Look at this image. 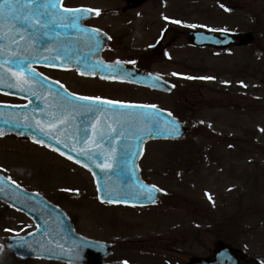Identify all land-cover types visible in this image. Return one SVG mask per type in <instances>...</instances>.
<instances>
[{
  "label": "rangeland",
  "instance_id": "1",
  "mask_svg": "<svg viewBox=\"0 0 264 264\" xmlns=\"http://www.w3.org/2000/svg\"><path fill=\"white\" fill-rule=\"evenodd\" d=\"M168 6L183 10L179 16L183 32L209 28L251 31L254 39L246 46L215 49L196 47L186 34L177 36L176 32V41L166 42L165 55L171 61H183L184 71L165 70L168 63L158 64L179 84L173 94L162 95L158 102L195 129L181 143L148 144L141 162L144 178L167 194L151 213L134 207L136 218L150 222L147 231L165 233L170 239L195 231L201 241L195 254H205L219 241H231L237 248L246 246L249 258L264 263V35L260 28L264 0H168ZM18 145L26 150L25 155L66 176V181L47 179L46 183L56 184L57 190L59 184L78 185L75 177L92 184L86 169L78 164L30 141L22 140ZM167 164H173L172 170L168 171ZM37 173L46 179V171ZM26 180L37 179L32 176ZM65 205L73 212L78 207L71 202ZM84 206L91 209L90 216L130 214L121 209H102L100 203L92 201ZM250 215H256L252 222L246 220ZM186 248L192 250V246ZM0 264L59 263L22 260L0 245Z\"/></svg>",
  "mask_w": 264,
  "mask_h": 264
},
{
  "label": "flooded vegetation",
  "instance_id": "2",
  "mask_svg": "<svg viewBox=\"0 0 264 264\" xmlns=\"http://www.w3.org/2000/svg\"><path fill=\"white\" fill-rule=\"evenodd\" d=\"M37 2L40 3L42 0ZM52 3L56 4L58 10H62L56 0H52ZM62 3L72 8L83 6L85 9L99 10V15L95 11L91 12L82 19L81 27L63 28L57 25L54 30L49 29L47 37L41 36L37 39L35 49L30 47L28 42L19 41L30 56L26 66L22 64L20 67L25 76H34L35 79H29L28 84L24 86L28 90L9 87V83L17 82V77L12 76L7 69H16V65L5 64L3 69H0L6 73L4 82L0 83V104L26 110L33 103L31 108L39 110L40 103L45 104L46 108L48 99L63 98L66 89L80 96H100L104 100L153 104L161 107L158 99L162 95L173 94L179 87L175 81L177 78L167 77L166 71H162L158 64L168 63L165 70L184 71L183 61H171L172 59L165 55L168 47L166 42L168 40L171 43L175 42L176 32L177 36L187 33L179 28V24L182 23L179 16L184 14L182 9L169 7L168 0H62ZM80 15L83 16L82 13ZM177 20L181 23H175ZM17 27L23 28L24 25L17 24ZM97 29L100 30L98 33L93 31ZM97 35L100 37L99 47L96 45ZM188 39L192 43L191 38ZM73 47L77 48L75 52L79 53L81 60L75 68L66 65L72 59ZM45 48L48 51H44ZM56 48H62L59 59L55 58L56 52L53 51ZM65 52L70 59L65 58ZM47 53L50 54L48 60H52V64H47V60L44 59ZM57 61H60V64H56ZM108 65L116 67L109 68ZM80 66L81 70L89 74L82 75ZM137 72L154 73L172 82L175 89L171 93H166L134 83L131 79ZM22 140L30 141L26 137L0 136V172L24 188L39 193L32 197V203L37 207L34 212L42 216L50 211V205L45 199L67 211L76 235L81 238L76 240L75 244L80 245L86 252L85 262L82 264H194L203 259H213L216 250L222 246L223 243H215L205 254H195L194 249L201 245L195 231L192 234L187 232L188 235L182 234V237L177 239H170L165 233L149 232L146 230L148 222L136 218L135 206L99 201L94 185L80 177H75L78 185L71 187L59 184L61 186L58 191L56 184L46 183L47 179L66 181L68 180L66 176L62 172L54 171L55 169L49 170L46 164L35 157L25 155L26 150L18 145ZM30 142L34 146L59 155L41 144ZM40 171H46V179L38 175L37 172ZM32 176L37 180L33 182L26 180ZM91 193L94 197L89 200ZM88 201L100 203L105 210L115 208L130 214L112 217L90 216L88 214L91 209L84 206ZM66 202H71L80 209L74 207L76 214L73 215L70 212L72 210L66 207ZM34 227V222L27 213L0 201V238L27 234ZM97 241L101 243H95ZM186 246H192V250ZM233 247L234 255L245 258L244 260L240 258L242 264L254 261L249 259L246 246Z\"/></svg>",
  "mask_w": 264,
  "mask_h": 264
},
{
  "label": "snow or ice",
  "instance_id": "3",
  "mask_svg": "<svg viewBox=\"0 0 264 264\" xmlns=\"http://www.w3.org/2000/svg\"><path fill=\"white\" fill-rule=\"evenodd\" d=\"M57 3L60 6L58 10L56 4L52 3V0H42V2L38 3L37 0H0V57H6L7 59H0V69H3L5 64H15L16 69L8 68L7 72H11L12 76L17 77V82L9 83V87H21L24 90H28L24 86L28 84L29 79L34 80L35 77L25 76L23 69H21V65L24 64L26 66V62L30 59V56L27 54V50L24 48L19 41L28 42L29 46L33 49L36 48V41L39 37H47L49 35V29L55 28V26L59 25L63 28L69 27H81L82 19L86 18L87 15H90L91 12L95 11L97 15H99V10H91L85 9L83 6L72 8L66 5H63L62 0H57ZM83 14L80 15V14ZM168 19V17H165ZM175 23L179 24L181 21H175ZM17 24H23L24 27H17ZM192 27H196L192 25ZM31 29L32 31H29ZM94 32H99L100 30H93ZM53 35L55 33L53 31ZM97 47L100 46V37L97 35L95 37ZM44 51H48L47 48L43 49ZM56 52V59L60 58L61 49L56 48L53 49ZM65 58L70 59L67 56V53H64ZM45 60H48V57H44ZM119 61H117V64ZM134 63V62H133ZM109 68H114L116 65H108ZM84 75L85 73H81ZM36 75H43L42 73H36ZM6 73L4 71H0V83L4 82ZM77 94L73 93L72 97H75ZM102 97H88V96H80L79 100L88 101L94 100L97 102L102 101ZM107 104H124L125 102L121 101H106ZM129 107L133 105H128ZM58 110L61 113H65L71 108L72 111L81 110L84 113H94L101 112L102 114L107 115L112 110L103 108L101 105H93V104H80L78 102H74L71 97L63 98V103L59 104ZM151 107L155 109L156 105L144 106ZM115 117V123L119 125L121 129L124 128L125 124H131L132 122L146 121L144 128L140 129L141 132H144L145 129L150 134L151 128L155 127L162 131H167L170 134H175L179 132L178 122L175 120L164 121L163 123L159 119L158 112H141V113H131L127 111H122L118 113H113ZM169 115H171L169 113ZM37 127H39L37 125ZM264 130V129H262ZM3 133H0L2 135ZM95 134L98 136L99 142H105L115 139H121L125 136V131H118L116 128L108 127L107 130L104 128H100L96 130ZM45 135H51L50 133H45ZM53 139L56 137L53 136ZM38 143H43V141H37ZM64 147H68L67 144ZM129 147H131L129 145ZM59 151V149H57ZM63 154V153H62ZM80 155L91 156L92 153L81 150ZM70 159L72 157H69ZM80 161H77L79 163ZM87 166V165H85ZM101 168H111V164H102ZM12 183H16L12 181ZM156 186L148 187V192H151L153 188ZM105 191L109 197L108 202H113L111 197L114 192L119 196L122 193L116 191L112 187H110L107 183L104 186ZM149 199H152L154 202V198L149 196ZM211 199V196H209Z\"/></svg>",
  "mask_w": 264,
  "mask_h": 264
},
{
  "label": "water",
  "instance_id": "4",
  "mask_svg": "<svg viewBox=\"0 0 264 264\" xmlns=\"http://www.w3.org/2000/svg\"><path fill=\"white\" fill-rule=\"evenodd\" d=\"M192 35L194 37L195 42L198 44H215L217 46H225L230 43H242L246 41V38L243 36H236V35H232L229 33L218 32V31H197V32H193ZM156 86H158V88H164V85L162 83H160V85L157 84ZM166 87L168 88V90L170 89V86L168 84H166ZM87 103L93 104V105H101L103 108L110 109L109 108L110 106H107L101 103L97 104L96 102H92V101H89ZM84 104H86V102ZM144 110L145 111H142V112H158L159 119L162 123L168 120H175L176 122H178V127H179V132L175 134H170L167 131H162L155 127H152L151 132L149 134L146 129L144 132L140 131V129L144 128L145 123H146V121H142V124L136 125L133 128V130H135L137 134H141L140 137H142V140L144 141H147L149 139H154V138L183 139L186 137L187 133L191 130L189 126H187L185 123L180 122L177 118H174L172 114L169 115V112H166V111H163L157 108L155 109L149 108V109H144ZM8 127L10 129V132H16L17 134H29L31 136H36L37 138L45 137L40 132L36 133L35 131H31V133L30 132L25 133L24 130L27 131V129L23 127H15L11 125H8ZM49 141L47 142L48 144H52L57 149L61 150L64 154H70V151L66 149L65 147L60 146L59 142L56 143L54 141H51V142ZM78 160L90 167L92 166L90 165L88 161L84 159H78ZM90 161L92 160L90 159ZM129 165L126 164L123 166L129 167ZM125 177L127 178V180L130 179L128 181V184H133V182H136L135 175L126 174ZM136 179L139 181L140 179L139 173L138 175L136 174ZM153 189H154V192L157 194V196L160 197L162 194L161 191L156 187ZM2 194H5V190L0 189V197H3ZM115 198H116L115 196L111 197L112 200H115ZM6 199L12 200L11 198H6ZM120 201H132V200L123 199ZM149 201H152V199L146 198L142 201H137V202L140 203V202H149ZM39 222L40 221H38V223ZM39 225L41 227L42 224L39 223ZM9 241L10 242H7V243L12 247V249H14V251L18 253L19 256H22V257L35 256V257H47V258H54V259H64V260L68 259L69 260L71 257L78 258L79 256L78 254H73L72 256L71 254L67 255L65 252L61 251L63 246H57V254H53V253L48 254L49 249L53 248L52 245H54L55 239L53 238L52 235L47 234L46 230H41V228L27 237L13 238L12 240H9ZM226 249H228V247H226Z\"/></svg>",
  "mask_w": 264,
  "mask_h": 264
}]
</instances>
